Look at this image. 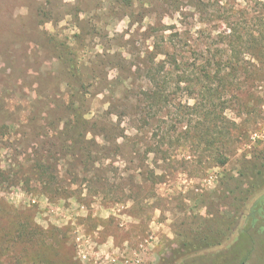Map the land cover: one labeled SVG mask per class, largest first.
<instances>
[{
    "label": "rangeland",
    "instance_id": "rangeland-1",
    "mask_svg": "<svg viewBox=\"0 0 264 264\" xmlns=\"http://www.w3.org/2000/svg\"><path fill=\"white\" fill-rule=\"evenodd\" d=\"M219 1L222 8L214 15L222 17L215 24L216 33L229 29L221 22L225 19L231 25L245 26L246 22L248 41L264 32V0ZM132 4L0 0V125H15L6 133L0 131V171L4 172L0 174V239L13 236L18 221H30L42 230L40 239L47 243L39 239L37 246H31L19 238L11 249L13 255L0 257V264H161V259H166L164 264H264V64L252 55L247 60L261 69L257 81L244 85L241 102L235 99L240 90L234 86L230 109L223 113L231 132L222 143L226 165L218 166L216 156L204 144L181 139L186 147L171 149L172 160L154 168L165 177L158 184L141 176L140 158L128 148L114 161L95 165L94 173L62 162L61 183L70 192L68 198H51L30 175L24 153L33 154L47 141L36 128L38 118H46L56 104L67 103L66 78L51 39L71 44L83 58L82 72L87 84L93 85L87 97V118L99 120L111 109L114 124L121 120V126L128 129L135 124L123 116L126 110L117 96L118 79L131 74L134 95L145 86L144 72L138 68H146L154 35H162L164 26L169 28L166 35L189 32L185 36L192 50L225 47L220 39L211 42L199 34L198 16L186 4L181 5L185 15L162 0H132ZM108 47H112L111 54L122 52L127 60L121 72L100 66L96 55ZM170 90L175 103H194L185 89ZM242 103L248 107L242 108ZM217 105L215 110L220 112L222 106ZM168 115L167 109L155 107L149 116L152 131L159 124L164 126L162 121L169 123ZM188 119L189 126L183 131L195 123ZM233 122L242 124V136ZM253 134L259 137L253 140ZM152 160L150 156L147 162L153 169ZM200 217L227 220L231 231L220 245L206 252L174 258L179 235L188 236L200 224H209Z\"/></svg>",
    "mask_w": 264,
    "mask_h": 264
},
{
    "label": "trees",
    "instance_id": "trees-1",
    "mask_svg": "<svg viewBox=\"0 0 264 264\" xmlns=\"http://www.w3.org/2000/svg\"><path fill=\"white\" fill-rule=\"evenodd\" d=\"M119 1L126 7L133 5L132 0ZM162 1L169 2L170 6L174 8V12H181V15H185L184 11H181L182 4L192 8L197 14L198 24L201 26L199 34L211 42L214 39L216 41L220 39L219 43L225 47L222 49L215 47L212 50L209 45V48L205 46L201 51L192 50L187 44L189 39L185 36L189 32L181 34L176 31L166 35L165 32L169 28L164 26L162 35L159 37L154 35L155 42L152 45L153 49L148 52L150 57L146 68H138L144 72L145 86L134 95V77L129 74L118 79L120 84L117 96L121 98L119 99L120 106L126 110L123 116L128 117L135 124L134 126L130 125L129 129L121 126V120L114 124L110 118L114 115L111 109L103 114L104 117H98L99 120L87 118V115L90 114L87 97L93 85L87 84L82 72L83 58L71 44L51 39L50 43L53 44L57 52L61 74L66 78L67 103L56 104L57 108L49 109L51 113L46 118L40 115L36 128L43 131L41 136L47 141L43 142L40 149H36L33 154L24 153V161L30 165V175L41 186V191L50 195L51 198L70 197L69 190L65 189L61 183L60 167L62 162L66 165L82 166L88 173H94L93 171H97L95 165L104 160L114 161L120 156L121 151L127 148L130 150V154L133 153L140 158L137 168L142 172L141 176L154 184L163 182L165 178L164 175L156 174L154 169L161 168L159 162L166 164L172 160L171 149L186 147L180 143L181 139L190 141L192 145L204 144L211 151V155L214 153L213 156H216L214 158L218 160V166L226 165L227 159L222 152V143L226 138L229 139L231 132L225 125L228 120L223 113L230 109L229 104L232 102L230 93L233 92L234 86L240 90L235 99L241 102L245 94L241 91L244 85L253 80L257 81L256 73H259L261 69L248 61L247 56L252 55L258 63L264 64V32L258 33L257 36L254 33L255 36H252L253 38L248 41L247 34L249 33L246 22L245 26H242V23L231 25L230 21L225 19L221 22L225 23L229 29L224 33H216L219 31L215 24L222 17L214 15V13H219V9L222 8L219 0H211L214 3L210 0ZM173 28L176 30L175 27ZM156 32H159V29ZM118 47L125 48L123 45H118ZM110 51H112V47H108L102 54L96 55V58L100 60V66L105 69H117L121 72L127 64V60L123 58L122 52L111 54ZM160 56L163 59H160ZM93 69L95 68L93 67ZM128 71L131 72L132 68H128ZM182 85L185 87L182 88ZM170 88L179 91L185 89L188 98L193 99L194 103L192 105L182 104L170 100L172 92ZM123 101L124 104H122ZM217 102L220 104L219 106H222L220 112L215 110V107L218 106ZM244 104H241L242 108L248 107L247 104ZM155 107L159 110L167 109L171 120L169 123L162 121L164 126L159 124L156 131H152V122L149 116H152ZM127 110L131 113L125 114ZM187 117L190 118L188 119L190 122L195 123L190 130L183 131L189 126V123H186ZM13 124L0 125V131L3 130L6 133L7 130L11 131V128L13 130L15 128ZM232 124L242 136L244 133L241 129L242 124L235 122ZM164 129L167 130L164 131ZM128 130L133 133L126 134ZM140 134L144 137L138 138ZM237 138L239 139L238 136H236ZM120 139L124 142L120 143ZM150 156H153V169L147 162ZM0 174H4V172L0 171ZM83 177L88 178V175L87 177L83 175ZM98 177L100 180L104 178L100 175ZM27 183L29 184L30 181ZM200 220L209 224L206 226L200 224L198 229L191 231L188 236L179 235L178 248L172 251L174 258L206 252L220 245L221 240L227 236L229 230L231 231L227 220L222 218L207 220L200 217ZM15 226L18 229L14 231L13 236L4 235L0 239V257L2 258L13 255L11 249L19 238L25 239L31 246H34V243L36 246L39 244L41 235L39 231L42 230L32 222L18 221ZM40 240L42 241V239ZM23 252L24 255L27 254L26 249ZM24 255L17 259L21 260ZM47 256L52 258V255L47 254ZM161 262L164 264L166 259H161Z\"/></svg>",
    "mask_w": 264,
    "mask_h": 264
},
{
    "label": "built area",
    "instance_id": "built-area-1",
    "mask_svg": "<svg viewBox=\"0 0 264 264\" xmlns=\"http://www.w3.org/2000/svg\"><path fill=\"white\" fill-rule=\"evenodd\" d=\"M259 136L257 134H253V136L251 137L253 140H256ZM112 261L114 262L115 259H112Z\"/></svg>",
    "mask_w": 264,
    "mask_h": 264
},
{
    "label": "water",
    "instance_id": "water-1",
    "mask_svg": "<svg viewBox=\"0 0 264 264\" xmlns=\"http://www.w3.org/2000/svg\"><path fill=\"white\" fill-rule=\"evenodd\" d=\"M241 264H246V263H241Z\"/></svg>",
    "mask_w": 264,
    "mask_h": 264
}]
</instances>
